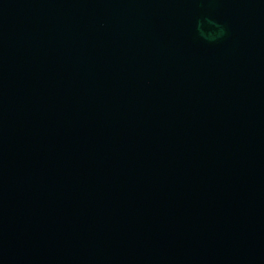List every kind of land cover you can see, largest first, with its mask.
I'll use <instances>...</instances> for the list:
<instances>
[{"label": "water", "instance_id": "1", "mask_svg": "<svg viewBox=\"0 0 264 264\" xmlns=\"http://www.w3.org/2000/svg\"><path fill=\"white\" fill-rule=\"evenodd\" d=\"M0 264H264V2L0 0Z\"/></svg>", "mask_w": 264, "mask_h": 264}, {"label": "clouds", "instance_id": "2", "mask_svg": "<svg viewBox=\"0 0 264 264\" xmlns=\"http://www.w3.org/2000/svg\"><path fill=\"white\" fill-rule=\"evenodd\" d=\"M261 2H264V0H261ZM226 33V29L225 28H221V35H224Z\"/></svg>", "mask_w": 264, "mask_h": 264}]
</instances>
